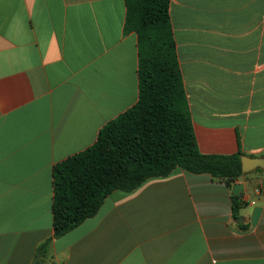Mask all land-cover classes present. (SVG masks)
<instances>
[{
  "label": "crops",
  "instance_id": "obj_1",
  "mask_svg": "<svg viewBox=\"0 0 264 264\" xmlns=\"http://www.w3.org/2000/svg\"><path fill=\"white\" fill-rule=\"evenodd\" d=\"M168 14L199 152L264 157V0H169ZM125 16V0H0V264H33L53 236V166L136 103ZM43 264H264V170L113 191Z\"/></svg>",
  "mask_w": 264,
  "mask_h": 264
},
{
  "label": "trees",
  "instance_id": "obj_2",
  "mask_svg": "<svg viewBox=\"0 0 264 264\" xmlns=\"http://www.w3.org/2000/svg\"><path fill=\"white\" fill-rule=\"evenodd\" d=\"M125 6L124 31L133 32L137 41V101L106 123L91 147L53 166V236L37 247L33 264H43L52 241L96 215L113 191L132 192L175 169L227 184L250 174H242L240 152L204 155L198 150L169 0H125ZM231 199L237 218L244 203Z\"/></svg>",
  "mask_w": 264,
  "mask_h": 264
},
{
  "label": "water",
  "instance_id": "obj_3",
  "mask_svg": "<svg viewBox=\"0 0 264 264\" xmlns=\"http://www.w3.org/2000/svg\"><path fill=\"white\" fill-rule=\"evenodd\" d=\"M241 171L242 174H248L255 170H264V157H248L241 156Z\"/></svg>",
  "mask_w": 264,
  "mask_h": 264
},
{
  "label": "built area",
  "instance_id": "obj_4",
  "mask_svg": "<svg viewBox=\"0 0 264 264\" xmlns=\"http://www.w3.org/2000/svg\"><path fill=\"white\" fill-rule=\"evenodd\" d=\"M258 192V190H256ZM244 202V201H243Z\"/></svg>",
  "mask_w": 264,
  "mask_h": 264
}]
</instances>
